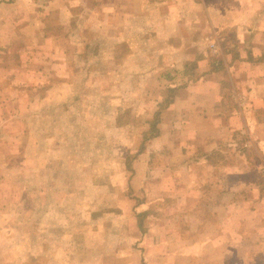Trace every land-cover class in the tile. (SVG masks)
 I'll return each instance as SVG.
<instances>
[{
	"label": "rangeland",
	"instance_id": "374dc122",
	"mask_svg": "<svg viewBox=\"0 0 264 264\" xmlns=\"http://www.w3.org/2000/svg\"><path fill=\"white\" fill-rule=\"evenodd\" d=\"M32 2L21 23L16 17L17 27H24L18 39L24 40L12 44L15 59L2 61L6 66L0 69V264L62 261L59 249L50 246L53 240L68 245L71 261L83 245L96 242L105 264H126L127 257L130 264H139L140 257L142 264H192L194 253L184 249L208 239L217 245L201 248L198 264L214 257L223 264H264V153L255 154L246 133L235 139L227 133L219 150L205 156L190 129L173 124L188 108H169L196 82L199 62L212 65L217 54L200 39L196 60L187 61L182 74L169 68L144 77L159 65L158 50L137 36L144 31L140 22L132 27L133 37L122 35L124 13L116 9H125L126 0ZM13 28L12 22L0 31ZM174 32L168 24L167 34ZM214 32L224 54L216 67L219 78L227 77V65L240 83L224 88L227 112L235 107L233 88L253 84L258 65L241 58L244 36L239 39L237 28L216 26ZM145 36L160 39L154 27ZM251 42L249 53L264 56L263 46ZM150 59L156 65L143 70ZM206 68L199 66L202 76ZM161 127L171 141H153ZM257 132L264 133V124ZM225 157L235 171L228 181L226 172L204 168L208 163L213 170ZM244 180L248 189L238 190ZM227 183L230 192L216 193ZM240 192L242 203L234 198ZM226 199L232 201L222 204ZM214 215L215 226L230 235H196L197 226L212 231Z\"/></svg>",
	"mask_w": 264,
	"mask_h": 264
},
{
	"label": "crops",
	"instance_id": "0c3cea01",
	"mask_svg": "<svg viewBox=\"0 0 264 264\" xmlns=\"http://www.w3.org/2000/svg\"><path fill=\"white\" fill-rule=\"evenodd\" d=\"M170 1V0H169ZM179 8L176 6L173 8V3H169L168 0H126L127 4L125 9L118 8L117 11H122L124 13L121 20L124 22L122 27H119L122 35L127 34L128 38L133 37L135 34L132 31V27H135L138 22L142 24L141 31L142 34L138 37H142L141 39L147 44H152L153 50H158V55L155 54L156 62L159 65L156 67V70H151L148 73L143 74L145 77L147 75L151 76L156 74L157 71L168 69L172 70V74L179 75L181 70L184 68V64L189 60H196L194 56L195 43L200 39L206 43L209 49L212 52H215L217 55L213 58L212 65L203 62L205 59H202L199 62V66L207 65L206 70L204 71L205 75L202 76V69H199V73H195L194 76L196 78V82L193 85L186 86L183 89L181 94L175 96L172 103H170V109L180 110V108H188V114L185 116L179 117V119L173 122V124L183 123L184 127L190 129L191 134H193L196 138V142L198 141L196 148H201L202 152L205 156L210 155L212 152L219 150V145L222 142L224 134H230L231 139H235V137H239L242 133H246V138H248L249 142L253 146V150L255 154L261 155L264 153V133L260 134L257 132V129L260 127V124H264V103L261 105L262 99H264V56H257V53H249L250 45L252 44L251 40L259 46H263L264 48V0H177ZM170 2H174L171 0ZM33 2L32 0H0V28L6 29L7 24L14 23L13 29H8L5 31H0V69L4 68L6 64L2 63V61L6 60H14L15 55L14 49H12V44H15L18 41H22L24 39H18L22 37L24 27H17V19L20 18V23L22 22L24 8L30 12L31 6ZM175 4V5H176ZM57 7H61V5H56ZM55 8V7H54ZM39 10V9H36ZM96 10H99L96 8ZM180 12H187L189 15H181ZM7 13H13L12 15ZM141 15V16H140ZM22 16V17H21ZM114 18V16H113ZM172 19V20H169ZM200 20L202 24H200ZM30 21V18L29 20ZM35 23L40 20L34 21ZM119 21V20H115ZM147 24L148 27H144ZM168 24H173L175 28H177L178 32H174V34H167ZM191 25L196 28L194 31L187 32L184 30L182 26ZM153 26L156 30V37L160 39L147 38L145 39V29L148 31L151 30L149 27ZM216 26L222 27V29L234 27L238 29V37L244 36L241 39V44L244 47L245 55L241 57L242 59L248 58V60L254 61L257 63L258 69L254 70L253 78L254 83L250 84V86L246 88H239V90H234L233 88V96H235V107H232L231 110L224 112L222 110V105L226 104V101L222 103V100L225 99L226 96L225 86L227 85V89L229 87H233L234 78L231 76V72L226 65V73L227 77L219 78V72H216L218 68V64H223L224 54L221 51V48L218 44V37L214 32V28ZM132 31V32H130ZM242 34V35H241ZM258 36L261 39H252V36ZM176 36L179 39L172 38ZM175 37V38H176ZM123 39V38H122ZM211 45H214V49ZM131 55L137 53L136 49L132 50ZM13 53V54H12ZM247 54V55H246ZM128 55V54H127ZM130 55V54H129ZM131 55L128 59L131 58ZM151 57V56H150ZM246 57V58H245ZM149 58V57H148ZM250 58V59H249ZM233 59V58H232ZM131 60V59H130ZM144 60V59H143ZM130 62V61H129ZM145 63V61H144ZM143 63L138 62L136 66L139 67ZM150 66L143 70H150L151 66L156 65L154 61L151 59L148 63ZM252 65V62H250ZM256 65V64H255ZM174 68V69H173ZM211 68V69H210ZM187 72V71H183ZM197 72V69H196ZM218 73V74H217ZM198 77V78H197ZM214 78V80H213ZM207 79L206 82H203ZM209 79H211V83H208ZM221 79V80H220ZM220 80V81H219ZM237 81V80H236ZM235 83L240 84L238 81ZM231 85V86H230ZM226 89V90H227ZM228 96V95H227ZM229 97V96H228ZM262 108V111L260 110ZM186 109H183L181 113H184ZM257 115V117H256ZM161 133L156 137H153V141H161V137L163 136L164 141H171L173 139L172 135L169 132H166L163 127L160 128ZM176 132L173 131V134ZM163 142V139L162 141ZM235 141L232 140V144ZM163 145L162 143H158ZM245 156V153L242 154ZM203 160L201 161V163ZM240 162V161H239ZM197 163V162H195ZM243 167H247L248 162H241ZM199 164V163H198ZM190 168V167H189ZM204 168L209 173V171L213 172H226V180L228 181V176L231 170H234L231 166V160L225 157L222 162L218 164L216 168L213 170L210 168L208 163H204ZM237 170V169H236ZM232 173L235 171H231ZM238 172V171H237ZM211 182V179H209ZM223 183V182H222ZM249 183L244 181H239L238 190L244 188L246 191ZM253 185V184H252ZM243 186V187H242ZM230 188L228 183L225 187H222L218 192H230ZM259 191V189H257ZM193 192L198 193V190H194ZM224 193V194H226ZM241 192L238 193L239 197H234L239 199L240 203L243 202V198H241ZM193 198H191L192 200ZM232 199V198H231ZM226 199L222 204L226 205L232 200ZM216 201L214 200L213 203ZM217 203V202H216ZM214 214V213H212ZM217 216V215H216ZM214 215V221H212L213 229L209 231L208 228L202 231V228L198 226L195 228V234H206L208 235H222L229 236L230 230L220 229L216 227L217 220ZM183 233V231H182ZM181 233V234H182ZM194 233V232H192ZM186 234H191L186 231ZM192 235V234H191ZM50 236V235H47ZM210 242V243H207ZM207 242L198 244V241L194 244H189L186 246L183 252L187 253V250H190V255L194 253L193 258L191 260H195L192 264H198L197 253L204 246L206 249L214 250L213 245L216 246L217 243L212 242V240H207ZM50 246H55L59 249V253L64 258L62 261H48L49 264H105L106 257L103 254V248L101 244L92 243V245L87 246L83 245L82 250L78 254H73V260L71 261L70 255L68 257V245L64 243L62 240H53L50 241ZM87 246V247H86ZM180 249V244H178V251ZM95 252V255L90 256L89 253ZM128 252L134 253L132 250H128ZM182 252V253H183ZM222 257H214L207 264H223L221 260ZM126 264H130L129 258H126ZM190 260V256H189ZM38 264V262H36ZM119 264H124L123 262ZM131 264H134L132 262ZM138 264V263H137ZM139 264H142L141 257L139 260Z\"/></svg>",
	"mask_w": 264,
	"mask_h": 264
},
{
	"label": "trees",
	"instance_id": "16d2710c",
	"mask_svg": "<svg viewBox=\"0 0 264 264\" xmlns=\"http://www.w3.org/2000/svg\"><path fill=\"white\" fill-rule=\"evenodd\" d=\"M171 101V100H170ZM169 101V102H170ZM157 115H158V112H156L155 114H154V117L156 116L157 117ZM157 120V119H156ZM157 122V121H156ZM153 126V125H152ZM156 135H158V132L157 131H155V132H153V134H152V136H156Z\"/></svg>",
	"mask_w": 264,
	"mask_h": 264
},
{
	"label": "built area",
	"instance_id": "2783aa9c",
	"mask_svg": "<svg viewBox=\"0 0 264 264\" xmlns=\"http://www.w3.org/2000/svg\"><path fill=\"white\" fill-rule=\"evenodd\" d=\"M212 46V48L214 49V45H211Z\"/></svg>",
	"mask_w": 264,
	"mask_h": 264
}]
</instances>
